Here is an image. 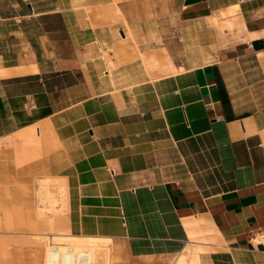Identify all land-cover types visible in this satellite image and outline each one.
<instances>
[{
    "label": "crops",
    "instance_id": "0c3cea01",
    "mask_svg": "<svg viewBox=\"0 0 264 264\" xmlns=\"http://www.w3.org/2000/svg\"><path fill=\"white\" fill-rule=\"evenodd\" d=\"M37 177L122 264H264V0H0V234Z\"/></svg>",
    "mask_w": 264,
    "mask_h": 264
},
{
    "label": "bare ground",
    "instance_id": "6f19581e",
    "mask_svg": "<svg viewBox=\"0 0 264 264\" xmlns=\"http://www.w3.org/2000/svg\"><path fill=\"white\" fill-rule=\"evenodd\" d=\"M34 183L39 228L24 241L27 252L34 257L31 264H113L116 245L112 238L72 233L61 225L68 208L64 180L37 177ZM10 243L14 242L0 238V251ZM198 256L195 246L186 244L171 264H200Z\"/></svg>",
    "mask_w": 264,
    "mask_h": 264
},
{
    "label": "rangeland",
    "instance_id": "374dc122",
    "mask_svg": "<svg viewBox=\"0 0 264 264\" xmlns=\"http://www.w3.org/2000/svg\"><path fill=\"white\" fill-rule=\"evenodd\" d=\"M67 211V210H65ZM65 214L61 219V225H65ZM63 221V222H62ZM38 232V231H37ZM0 238L8 239L14 243L4 251H0V264H31L34 257L27 252L24 241L29 239V235L20 234H0ZM119 247L116 246L114 251L113 264H122V260H119Z\"/></svg>",
    "mask_w": 264,
    "mask_h": 264
},
{
    "label": "built area",
    "instance_id": "2783aa9c",
    "mask_svg": "<svg viewBox=\"0 0 264 264\" xmlns=\"http://www.w3.org/2000/svg\"><path fill=\"white\" fill-rule=\"evenodd\" d=\"M240 1H244V0H240Z\"/></svg>",
    "mask_w": 264,
    "mask_h": 264
}]
</instances>
